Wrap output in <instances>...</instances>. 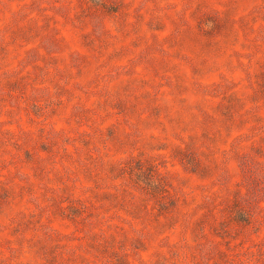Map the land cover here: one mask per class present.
I'll return each instance as SVG.
<instances>
[{"label":"rangeland","instance_id":"rangeland-1","mask_svg":"<svg viewBox=\"0 0 264 264\" xmlns=\"http://www.w3.org/2000/svg\"><path fill=\"white\" fill-rule=\"evenodd\" d=\"M0 264H264V0H0Z\"/></svg>","mask_w":264,"mask_h":264}]
</instances>
